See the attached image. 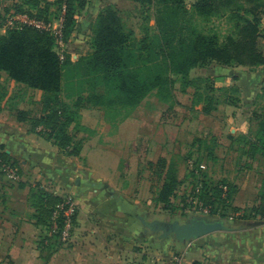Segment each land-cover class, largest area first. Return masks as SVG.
I'll list each match as a JSON object with an SVG mask.
<instances>
[{"label": "rangeland", "instance_id": "374dc122", "mask_svg": "<svg viewBox=\"0 0 264 264\" xmlns=\"http://www.w3.org/2000/svg\"><path fill=\"white\" fill-rule=\"evenodd\" d=\"M196 1L183 0V3L189 8ZM20 2L21 0H0V13H3L5 8H8L7 13L16 12L15 6ZM214 2L217 5L219 0ZM92 4V0H89V6ZM106 5H111L119 11L125 27L132 29L136 38L144 35L142 26H146L143 20L144 14L147 13L142 11L138 3L130 0H109L97 11L105 8ZM57 13L58 9L54 7L49 10L48 15L53 17ZM196 20H200V24L207 30L217 29L223 34L229 32L232 24L224 17L212 16L208 22H203L201 16L197 15ZM153 22L151 18L147 24L151 26ZM79 26L83 29L75 26L69 35L63 38V41L71 43L72 49L68 47L71 51L86 50L85 47L82 48L79 39L81 35H86L88 29L81 24ZM258 30L259 36L255 43L264 56L262 17ZM2 32L0 29V33ZM88 33L91 35L90 32ZM77 35L79 41L72 43ZM55 44L57 50L63 49L59 43ZM87 51L89 50L87 49L86 53ZM131 68L143 78L151 72V65L143 62H137ZM65 72L68 73L69 69H65ZM222 76H225V79H222ZM262 76H264V63L252 67L211 61L190 70L188 78L191 79V84L183 85L180 79H176L172 85V96L166 102L158 99L153 91L132 110H121L115 116H111L104 107L96 106L95 109L83 107L80 109V112L84 113L79 118L81 120L79 128H75V123L72 122L69 130L75 135L76 140L87 138L86 143L80 145L77 154H70L65 150L63 152L72 158L73 164L88 166L94 178L108 181L110 186L116 189L117 194L134 204V208L128 210L131 213L129 217L135 220L136 237L145 240V248L152 249L153 244L146 240L147 236L150 235V240L155 241V237H151V234L156 235L151 232L147 222L168 223L177 220L184 223L192 216L222 219L226 228L218 231V234L224 235V242L227 244L239 246L242 242L256 243L253 238L264 233L262 227L264 218L251 216L253 211L250 210L259 202L256 197L260 192L264 173V156L258 151L252 157L242 150L246 145L243 136L253 138L255 123L264 114V97L261 96L262 93L259 94L260 96L256 95L260 89L257 92L256 89H250L254 83L252 80ZM0 81L6 84L10 97L14 96L11 101L8 100V103L2 104L0 118L10 120L6 118L13 108L11 104H15V108L32 111L34 116L40 113L39 101L42 95L32 88L15 83L1 71ZM257 86L258 84L255 87ZM68 87L73 91L77 89L79 94L88 93L86 80L72 82ZM244 87H249L245 90L249 92V96H244V91H240V88ZM98 89L106 98H112L115 94L114 81L110 77H105ZM69 90L61 93V98H68L71 104L79 94H72ZM196 90L204 96H210L209 103L196 102ZM203 104L204 106L209 104V112L202 110ZM85 122L91 123L88 125L91 127L83 128ZM24 124L31 129L30 124ZM42 126L39 125L36 130L34 129L35 133L44 135L40 130ZM95 141L98 142L97 147L101 149L97 152L94 148ZM89 145H92L90 147L92 156L83 159L81 154H84ZM161 158L165 160L163 167L159 166ZM170 163L176 169L178 186L174 194L168 195V199L163 201L159 198V188L165 180L163 169ZM37 179L38 176L33 178V180ZM224 182H228V188H231L230 196L224 197L221 193V197L215 198L212 204L205 203L213 207V211L207 214L197 212L195 203L197 200L204 202L203 192L207 190L214 194L215 189ZM202 238H204L203 244L211 247L215 245L212 235L207 234ZM193 241L197 243V239ZM196 243L190 245L187 242L186 247L196 246ZM171 244L172 238H166L164 243L158 245L165 250H172ZM37 248V253L41 252L38 243ZM256 249L260 250V258L249 260V264H256L257 261L264 264L263 248ZM248 250L253 251L251 248ZM4 261L6 260L0 258V263ZM129 264L144 263L132 259ZM168 264L189 263L182 255L174 254Z\"/></svg>", "mask_w": 264, "mask_h": 264}, {"label": "trees", "instance_id": "16d2710c", "mask_svg": "<svg viewBox=\"0 0 264 264\" xmlns=\"http://www.w3.org/2000/svg\"><path fill=\"white\" fill-rule=\"evenodd\" d=\"M43 1V8H37L40 0H21L15 6V11L49 19L58 15L60 6L65 1L64 37L75 28L77 15L89 3L87 0ZM130 1L138 3L142 11L147 13L144 14L143 20L146 26H142L144 35L136 38L134 31L125 27L119 11L111 5H106L96 12L95 19L91 22L90 33L93 42L90 50L75 61H72L66 52L63 58L59 56L55 38L49 31L23 27L7 29L0 33V71L15 83L42 92L39 101L40 113L36 116L30 110L15 108L9 103L16 119L30 124L35 130L39 125H43L40 129L42 134L58 148L70 154L79 153L82 144V140L74 138L75 135L70 132L69 127L70 123L74 122V127L79 128L80 109L83 107H104L111 116H115L121 110H132L153 91L158 99L168 101L172 96L175 80L180 79L183 85L191 84L189 72L196 66L211 61L252 67L264 63V56L255 43L259 36L260 17L264 13V0H219L217 5L215 0H197L189 8L184 5L183 0ZM50 6L58 9V13L53 17L48 15ZM7 10L8 8H5L4 12L0 13V22ZM197 15L201 16L203 22H208L212 16L226 18L232 22L229 32L223 34L217 29L207 30L200 24V20H196ZM151 18L154 22L150 26L147 21ZM137 62L151 65V72L145 78L132 70V65ZM65 69H69V72H65ZM105 77L114 81L115 94L112 98H106L98 89ZM63 79L68 84L86 80L87 95L79 94L71 104L64 102L61 99ZM195 93L196 102L209 103L210 96H204L198 90ZM262 93L261 96L264 97V84ZM13 97H10L6 84L0 81V109L2 104L8 103ZM209 108V104L202 105L204 112H209ZM243 138L246 145L242 151L245 154L254 157V153L259 151L264 156V114L255 123L253 138ZM0 159L14 166L21 175L15 161L1 149ZM159 163V166L163 167L164 158H161ZM163 170L165 180L159 188V198L166 201L168 195L174 194L178 178L171 163ZM200 184L202 186L201 182ZM221 185L227 186L225 195L230 196L231 188H228V182ZM221 185L215 189L214 194L207 190L203 192L204 203L212 204L215 198L221 197ZM34 187L40 190L36 193L39 198L36 219L40 227L37 242L41 250H47L63 244L57 234L45 242L43 231V228L48 227L50 214L55 204L61 200V196L41 191L37 185ZM256 199L259 202L251 207V216L264 218V173ZM213 209L211 207V211ZM208 235H212L214 247L220 257H252L248 249L225 243L224 235L218 234V231ZM187 242L196 243L193 240L181 243Z\"/></svg>", "mask_w": 264, "mask_h": 264}, {"label": "crops", "instance_id": "0c3cea01", "mask_svg": "<svg viewBox=\"0 0 264 264\" xmlns=\"http://www.w3.org/2000/svg\"><path fill=\"white\" fill-rule=\"evenodd\" d=\"M45 1L53 2L54 0ZM106 2L109 0H92L93 4L90 6L88 3L77 15V28L81 24L90 32V25L96 11ZM43 5L44 1L40 0L37 8H43ZM53 8L54 6H50L49 10ZM261 17L264 20V13ZM88 32L86 35H81L79 39L82 48L85 47L86 50H90L93 42ZM77 39L78 35L72 43L78 42ZM68 44L69 42L65 43L64 52L69 54L72 61L86 54V50L71 51V43L69 46ZM222 79H225V76H222ZM252 82L254 83L250 89H256L255 92L260 89L256 93L258 96L262 93L264 76ZM63 84L62 93L69 90L65 79ZM257 84L258 86L255 87ZM247 88H240L241 92L244 91V96L250 95L248 91H245ZM34 90L42 95L41 91ZM69 92L79 94L77 89L69 90ZM61 99L69 103L68 98ZM85 108L95 109L94 106ZM82 113L84 112H80V116ZM8 118L10 120L0 118V149L15 161L22 174V180L12 182L0 174V258L6 260L0 264H129L132 259L142 261L144 264H168L174 254L182 255L189 264H249V260L260 258V250L256 248H263L262 251H264V233L253 238L256 243L242 242V245H239V247L253 249V251L249 250L252 257H246L248 259L233 258L230 255L220 257L215 245L211 247L203 244L202 237L197 239V245L193 247H186V243L172 239V250H165L159 245L164 243L166 238L160 236L161 239L159 235L151 234L156 242L150 240V235L147 236L146 240L153 242L154 245H151L152 249L145 248V240L136 237L135 220L129 217L131 213L128 210L133 209L134 204L117 194L116 189L110 186L108 181L94 178L88 166L81 167L73 164L69 155L57 148L44 135L35 133L34 129L24 124L26 122L19 123L13 109L10 110L6 119ZM90 124L85 122L82 126L87 129L91 127L88 126ZM81 139L82 144L86 143L87 138ZM97 143V141L94 142L96 152L101 150L97 147ZM91 146L89 145L84 154H81L83 159L92 156ZM37 176L38 179L33 180ZM71 181L72 184H70ZM36 183L41 191L56 195L70 194L77 203L72 240L41 250L39 253H37V237L40 227L36 219L39 212V198L36 193L40 190L34 187ZM259 263L262 264L261 261L256 262V264Z\"/></svg>", "mask_w": 264, "mask_h": 264}, {"label": "built area", "instance_id": "2783aa9c", "mask_svg": "<svg viewBox=\"0 0 264 264\" xmlns=\"http://www.w3.org/2000/svg\"><path fill=\"white\" fill-rule=\"evenodd\" d=\"M65 12V1H63L61 4L58 15L49 19L37 17L27 12H9L4 15L3 20L0 22V29L5 32L7 29L30 27L36 30L49 31L53 34L55 43H59L61 48H63L60 50L56 49L59 56L63 58L64 47L66 43V41H63ZM0 171L8 180H21L16 168L9 163L2 162L1 159ZM221 189L222 195L225 196L227 192V186L221 185ZM195 204V207L198 210L197 212L204 214L210 213L211 206L206 205L201 200H197ZM76 209L77 203L71 196H61V200L55 204L50 214L48 227L43 228L46 236L45 242H48L49 238L56 234L63 243H67L72 240L71 235H73V231L75 229ZM188 244L191 245L190 242H188Z\"/></svg>", "mask_w": 264, "mask_h": 264}, {"label": "water", "instance_id": "95a60500", "mask_svg": "<svg viewBox=\"0 0 264 264\" xmlns=\"http://www.w3.org/2000/svg\"><path fill=\"white\" fill-rule=\"evenodd\" d=\"M147 223V226L156 224V222ZM161 224L165 225H163V232L160 234V236L172 238L173 240L180 243L188 240L198 239L212 232L221 231L226 228V224L222 219L199 216L189 217V219L184 223L175 220Z\"/></svg>", "mask_w": 264, "mask_h": 264}, {"label": "flooded vegetation", "instance_id": "af4514ba", "mask_svg": "<svg viewBox=\"0 0 264 264\" xmlns=\"http://www.w3.org/2000/svg\"><path fill=\"white\" fill-rule=\"evenodd\" d=\"M163 225H165V224H161V223L158 224V223H156V224L150 225L148 227L151 230V232L156 233V235L158 236V235H160L163 232Z\"/></svg>", "mask_w": 264, "mask_h": 264}]
</instances>
